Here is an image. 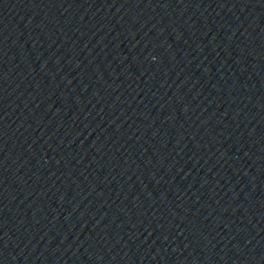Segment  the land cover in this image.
<instances>
[{
    "label": "water",
    "instance_id": "water-1",
    "mask_svg": "<svg viewBox=\"0 0 264 264\" xmlns=\"http://www.w3.org/2000/svg\"><path fill=\"white\" fill-rule=\"evenodd\" d=\"M0 264H264V0H0Z\"/></svg>",
    "mask_w": 264,
    "mask_h": 264
}]
</instances>
